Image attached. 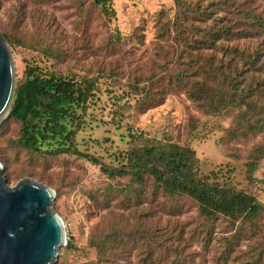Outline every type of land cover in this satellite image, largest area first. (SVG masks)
I'll list each match as a JSON object with an SVG mask.
<instances>
[{"label": "rangeland", "instance_id": "rangeland-1", "mask_svg": "<svg viewBox=\"0 0 264 264\" xmlns=\"http://www.w3.org/2000/svg\"><path fill=\"white\" fill-rule=\"evenodd\" d=\"M112 8L106 15L93 0H0L15 87L27 65L93 81L85 106L64 121L67 136L49 135L42 148L73 143L119 167L134 136L175 142L194 151L200 176L264 206V0H113ZM206 8L249 32L228 43L259 52L257 67L196 43ZM257 18L263 28L251 27ZM19 128L12 117L0 123L2 174L8 186L28 177L53 190L65 231L54 264H264V217L254 234L238 232V222L205 219L193 199L169 196L152 178H108L81 156L24 150L14 143Z\"/></svg>", "mask_w": 264, "mask_h": 264}, {"label": "trees", "instance_id": "trees-1", "mask_svg": "<svg viewBox=\"0 0 264 264\" xmlns=\"http://www.w3.org/2000/svg\"><path fill=\"white\" fill-rule=\"evenodd\" d=\"M93 2L104 14H114L113 0ZM210 13L213 12L206 8L202 13L203 19L196 24V43L219 48L224 52H236L240 56L245 55L247 63L257 67L260 62L259 52L251 56L243 53L236 45L228 43L235 38L248 36L249 32L235 29L221 16L209 18ZM249 23L255 29L263 28L258 18L249 20ZM200 35L201 39L197 38ZM4 38L10 40L7 35ZM93 87L91 79L76 81L55 73L43 75L36 66L27 65L24 69V80L15 87L8 116L20 124L19 136L14 143L24 150L46 156H81L100 165V170L108 178L129 175L137 184H144L148 178H152L156 186L169 196L183 195L193 199L197 203L199 215L205 219H215L221 215L231 225L238 222V232L249 228L255 233L258 229L257 221L264 217V206L253 195L238 190L229 183L209 181L207 177L200 176L197 158L188 146L149 139L146 136H134L127 147L126 163L119 167L105 165L92 154L78 150L73 143L64 145L58 142L51 148L43 149L42 141L49 135L51 138L57 135L67 136L64 124L66 117L75 115L77 108L85 106ZM255 165L253 161L248 163L249 175ZM248 178L251 179L250 176ZM69 245L67 242L65 248Z\"/></svg>", "mask_w": 264, "mask_h": 264}, {"label": "water", "instance_id": "water-1", "mask_svg": "<svg viewBox=\"0 0 264 264\" xmlns=\"http://www.w3.org/2000/svg\"><path fill=\"white\" fill-rule=\"evenodd\" d=\"M15 69L0 34V123L10 115ZM0 163V264H54L65 231L52 210L53 190L28 177L8 186Z\"/></svg>", "mask_w": 264, "mask_h": 264}]
</instances>
